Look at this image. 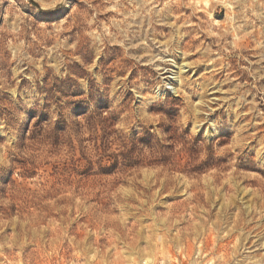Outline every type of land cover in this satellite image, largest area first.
<instances>
[{"label":"rangeland","instance_id":"obj_1","mask_svg":"<svg viewBox=\"0 0 264 264\" xmlns=\"http://www.w3.org/2000/svg\"><path fill=\"white\" fill-rule=\"evenodd\" d=\"M149 256L264 264V0H0V264Z\"/></svg>","mask_w":264,"mask_h":264},{"label":"built area","instance_id":"obj_2","mask_svg":"<svg viewBox=\"0 0 264 264\" xmlns=\"http://www.w3.org/2000/svg\"><path fill=\"white\" fill-rule=\"evenodd\" d=\"M202 255H204V254H202V252L199 249H197L196 253L194 254V258H197V257L202 256ZM139 264H159V263L157 261H155V259L153 257L149 256V257H145L142 260H140ZM160 264H163V261L160 262Z\"/></svg>","mask_w":264,"mask_h":264},{"label":"bare ground","instance_id":"obj_3","mask_svg":"<svg viewBox=\"0 0 264 264\" xmlns=\"http://www.w3.org/2000/svg\"><path fill=\"white\" fill-rule=\"evenodd\" d=\"M152 259V258H151ZM153 260V259H152Z\"/></svg>","mask_w":264,"mask_h":264}]
</instances>
